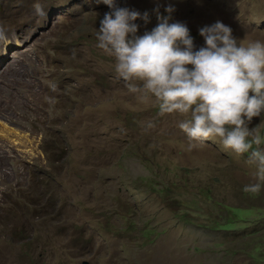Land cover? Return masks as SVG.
Masks as SVG:
<instances>
[{
	"label": "rangeland",
	"instance_id": "374dc122",
	"mask_svg": "<svg viewBox=\"0 0 264 264\" xmlns=\"http://www.w3.org/2000/svg\"><path fill=\"white\" fill-rule=\"evenodd\" d=\"M33 2L0 0V264H264L255 162L128 90L95 46L107 5ZM113 3L149 12L138 34L157 23L153 0ZM160 3L195 47L216 20L264 41V0ZM248 127L264 149V114Z\"/></svg>",
	"mask_w": 264,
	"mask_h": 264
},
{
	"label": "clouds",
	"instance_id": "9594fccd",
	"mask_svg": "<svg viewBox=\"0 0 264 264\" xmlns=\"http://www.w3.org/2000/svg\"><path fill=\"white\" fill-rule=\"evenodd\" d=\"M108 6L95 29L96 48L113 58V70L131 93L153 98L158 114H177V127L190 141L217 137L235 154H247L256 164L257 182L243 186L258 193L264 180V149L254 148L260 139L249 130L253 117L264 114V41L237 40L220 20L198 28L202 46L195 47L187 25L173 21L175 7L153 0L157 23L138 34L149 12ZM43 16L40 0L32 4ZM138 82V83H137ZM192 145L190 144L189 147Z\"/></svg>",
	"mask_w": 264,
	"mask_h": 264
},
{
	"label": "trees",
	"instance_id": "16d2710c",
	"mask_svg": "<svg viewBox=\"0 0 264 264\" xmlns=\"http://www.w3.org/2000/svg\"><path fill=\"white\" fill-rule=\"evenodd\" d=\"M229 208L231 209V207H229ZM229 208H228V209H229ZM228 209H227V210H228ZM220 212L222 213V211H221V210H220ZM229 221H230V220H229ZM219 227L225 228V227H227V226H222V225H220ZM256 250H258V251H259V249H256Z\"/></svg>",
	"mask_w": 264,
	"mask_h": 264
}]
</instances>
